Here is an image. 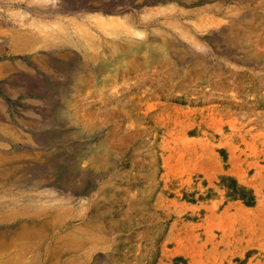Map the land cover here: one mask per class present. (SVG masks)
I'll return each instance as SVG.
<instances>
[{"label": "rangeland", "instance_id": "rangeland-1", "mask_svg": "<svg viewBox=\"0 0 264 264\" xmlns=\"http://www.w3.org/2000/svg\"><path fill=\"white\" fill-rule=\"evenodd\" d=\"M0 264H264V0H0Z\"/></svg>", "mask_w": 264, "mask_h": 264}, {"label": "bare ground", "instance_id": "bare-ground-1", "mask_svg": "<svg viewBox=\"0 0 264 264\" xmlns=\"http://www.w3.org/2000/svg\"><path fill=\"white\" fill-rule=\"evenodd\" d=\"M68 2H69V1H68ZM62 5H63V4H62ZM62 5H60V6H62ZM64 5H65V3H64ZM15 14H16V13H15ZM86 14H87V13H86ZM86 14H85V15H86ZM37 15H38V14H37ZM16 16H17V15H16ZM39 16H40V15H39ZM71 18H72V17H71ZM17 19H18V18H17ZM76 19H77V18H76ZM93 19H94V18H93ZM116 20H117V19H116ZM116 20H114V21H116ZM73 21H74V20H73ZM91 21H92V20H91ZM96 21H97V20H96ZM110 21H111V20H110ZM114 21H113V25H115V26H114L115 28H116V27H117V29H119V28L124 29V28H125V26H123L124 28L121 27L122 25L118 28V26H119V25H118V22H117V23H114ZM94 22H95V21H94ZM37 23H38V22H37ZM98 23H100L99 20L97 21V24H98ZM108 23H109V24H108ZM108 23H107V24H108V27L111 26L110 24H112V23H111V22H108ZM56 24H57V23H56ZM97 24H96V26H95V29L101 27L100 30H102V29H103V27H102V26H103V23L101 22L100 24H98V25H97ZM120 24H121V23H120ZM122 24H124V23H122ZM125 24H126V21H125ZM42 25H43V24H42ZM82 25H83V24H82ZM40 26H41V25H40ZM44 26H45V24H44ZM44 26H42V27H44ZM75 26H76V25H75ZM38 27H39V26H38ZM55 27H56V26H55ZM55 27H54V28H55ZM111 27L114 28L113 26H111ZM128 27H129V26H128ZM9 28H10V27H9ZM45 28L48 29L49 27L46 26ZM50 28H51V27H50ZM50 28H49V31L52 29V28H51V29H50ZM112 28H111V29H112ZM57 29H59V28H57ZM61 29H63V28H61ZM64 29H66V28H64ZM68 29H69V28H68ZM76 29H77V28H76ZM131 29H132V27H131ZM131 29H130V30H131ZM39 30H40V29H39ZM55 30H56V28L53 29V31H55ZM66 30H67V29H66ZM127 30H128V28H127ZM47 31H48V30H47ZM49 31H48V33L43 32L44 34H46V35H45V36H46L45 38H46L47 40L50 38L51 35L54 34V32H53V34H51V35L49 36V34L51 33L52 30H51L50 32H49ZM64 31H65V30H64ZM41 32H42V31H41ZM56 32H58V31H55V33H56ZM68 32H69V31H68ZM68 32H67V33H68ZM85 32H87V31H85ZM128 32H130V31H128ZM131 32H132V31H131ZM133 32L135 33L136 30L133 31ZM58 33H59V32H58ZM75 33H76V32H75ZM79 33H80V32H79ZM134 33H133V34H134ZM47 34H48V36H47ZM64 34H65V32H64ZM64 34H63V35H64ZM81 34H82V33H81ZM86 34H87V33H86ZM130 34H131V33H130ZM55 35H56V34H55ZM55 35H53L52 37H54ZM59 35H60V34H59ZM69 35H70V33H69ZM83 35H84V34H83ZM71 36H72V35H71ZM86 36H87V35H86ZM42 37H43V36H42ZM48 37H49V38H48ZM55 37H56V39H54V38H53V39H54V40H57V37H58V36H55ZM65 37H66V36H65ZM43 38H44V37H43ZM45 38H44V39H45ZM60 38H61V37H59L58 39H60ZM69 38H70V36H69ZM72 38H73V36H72ZM72 38H71V39H72ZM80 38L83 39V36L80 37ZM19 39H20V38H19ZM65 39H66V38H65ZM65 39H64V40H65ZM24 40H25V39H24ZM47 40H46V43H47ZM50 40H51L52 42L54 41V40H52V39H50ZM60 40H61V39H60ZM64 40H62V42H63ZM67 40H69V39H67ZM90 40H91V39H90ZM48 41H49V40H48ZM51 41H49V42H51ZM73 41H75V40H72V42H73ZM82 41H84V42H83V43H84L83 48H85V47L87 46V47L90 49V48L92 47V45H91L92 43H90L89 40H82ZM82 41H81V42H82ZM60 42H61V41H60ZM64 42H66V41H64ZM72 42H71V40H70V43H72ZM78 42H79V41H78ZM54 43H56V42L54 41ZM57 43H58V40H57ZM67 43H68V42H67ZM76 43H77V41H76ZM83 43H82V44H83ZM14 44H15V47H17V45H19V44H17V43H14ZM68 44H69V43H68ZM48 48H49V47H48Z\"/></svg>", "mask_w": 264, "mask_h": 264}]
</instances>
